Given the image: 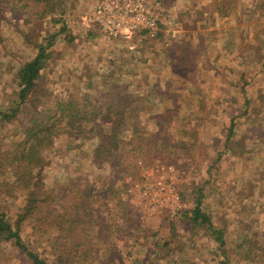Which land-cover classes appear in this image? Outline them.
Wrapping results in <instances>:
<instances>
[{"label":"rangeland","instance_id":"1","mask_svg":"<svg viewBox=\"0 0 264 264\" xmlns=\"http://www.w3.org/2000/svg\"><path fill=\"white\" fill-rule=\"evenodd\" d=\"M206 1L192 3L198 6ZM261 1L225 0L223 7L228 14L220 15L218 25L223 38L210 41L207 50L196 55L197 66L187 57L185 63L173 65L171 73L153 39L124 40L126 43L121 39L120 43V38L108 39L95 24L91 29L99 32L86 39L73 40L68 32L58 39L55 30L48 32L46 38H51L52 44L39 83L43 112L55 111L59 93L64 95L62 99L86 94L87 102L95 101L96 111L107 99L105 95L112 93L107 90L111 85L102 83L113 74L115 80L109 81L128 83L114 91L123 94L124 101L135 99L130 108L135 106L133 114L139 115L124 119L122 140L114 154L96 150L101 144L99 137H83L108 130L105 122L92 128L89 120L57 128L55 132L60 134L42 146L40 210L35 212L41 219L27 215L20 231L32 250L50 263L56 262L57 255L70 258L57 264H264V184L260 191L251 192L247 187L252 183L235 189L228 179L218 182L223 168L217 163L222 155L216 148L209 149L232 135L227 129L230 127L242 133L255 130L258 142L264 140V71L260 70L264 68V44L254 51L264 41L258 32L264 28V16H260L264 7H256ZM182 4L178 7L184 8ZM51 6L56 7V1ZM168 7L161 5L162 30L163 25L178 21L174 14L168 19ZM172 10L176 14L178 9ZM229 18L231 22L226 21ZM232 36L236 47L229 52ZM214 44L219 46L218 57L212 54ZM130 45L143 54L131 56ZM194 45L189 46L190 53ZM12 47V0H0V210L14 221L26 194L7 167L6 157L12 156V144L17 146L25 140L23 125H28L29 114L18 111L14 118L4 117L11 113L12 96L19 90L12 88ZM85 65L96 69L90 73ZM107 68L112 69L106 72ZM158 75L160 78L155 79ZM135 122L144 139L131 142ZM222 127L224 136L216 137L214 132L221 134ZM205 135L210 136V146L202 140ZM248 142V138L243 140ZM260 151L257 175L264 176V167L259 164L264 147ZM247 160L246 164L252 161ZM156 178H163L179 199L169 203L155 200L159 189L147 192L146 185ZM236 179L230 178L235 183ZM206 182H210V196L202 195ZM114 185L118 186L116 193L112 191ZM199 195L203 197L200 207L214 229L208 223L194 225L190 218ZM59 213H65L60 217L63 227L68 228L70 220H75L71 231L55 228L53 214ZM0 264L33 263L6 240L1 241Z\"/></svg>","mask_w":264,"mask_h":264},{"label":"crops","instance_id":"2","mask_svg":"<svg viewBox=\"0 0 264 264\" xmlns=\"http://www.w3.org/2000/svg\"><path fill=\"white\" fill-rule=\"evenodd\" d=\"M54 1H56V7H49L50 3ZM98 1L99 0H12V88H14L15 91L19 89L18 74L21 67L23 66V64L32 60L37 55V44L40 42V39L42 40L43 38L48 36L49 31L55 30V36H58V39L65 36V32H68L70 37L74 38L73 40H77V38L86 39L87 37L89 38V36H91L92 34H95V32H99V30L95 28L91 29V27H87L85 22V18L89 16ZM160 1L161 5H165L167 7L169 6L166 9L167 16L169 17L168 19L170 20V17L172 18V15L174 14L176 16L175 19L178 20L177 22H175L173 19L176 25H168L167 27L163 25L164 29L159 33V36L157 38L153 39V41L155 42L154 44L156 45L155 49L159 54H162V58L164 57V60H161L162 63L166 62V65L170 67V73L172 72L171 70L174 71L173 65L177 64L178 62L185 63L187 57L192 58L195 66H197L196 55L199 53L203 54L205 50H207L210 41L211 43H215V41L218 42L221 38H223V30L218 27V25L222 21V19L220 20L219 18L220 15L228 14V12H226L225 8L223 7V2L225 0H207L201 5L198 4V6H195V3H192V0ZM180 2L184 3V5H181L184 8L178 7V5L181 4ZM174 7L176 8V10L178 9L176 11L178 15H176L177 13H173L172 9ZM256 7H260V5L258 6V2ZM179 8L182 9L183 12H180L181 10ZM183 14L184 16H186V18L183 17ZM260 16L262 15L260 14ZM230 19L231 18L226 21L231 22ZM233 21L236 20L233 19ZM240 21L241 19L239 20L238 18V22ZM37 24H39V27H37ZM258 32L260 34L259 38L264 39V36H262L264 35V28L261 30L259 29ZM72 34H75L76 36H72ZM116 39L117 38H113L112 40ZM119 40V42L122 43L121 39ZM235 44L236 43L234 42V38L232 36V46H229V52L234 51L232 47L234 48ZM263 44L264 41H262L260 49ZM190 45H194L193 51L191 53L189 52ZM78 46L76 47V49L80 48V46ZM214 46L216 50L212 54L216 53L215 55H217L218 57L220 52L217 51V49L219 46H217V44H214ZM163 48L167 49V51ZM222 48L223 47H221V49ZM142 49L144 48H141V50ZM260 49L254 47V51ZM130 53L132 54L131 56L136 55L139 57L141 54H143V50L142 52L130 51ZM59 55H61V53H59ZM209 59L211 58L209 57ZM209 62H212V60H210ZM261 64L264 65V62H261ZM85 66L87 67L86 70L90 71V73L93 71V69H96L93 66ZM43 69L41 70V75L43 73ZM111 69L112 68H107L106 72H110ZM98 70L100 72L102 71L100 69ZM260 70L264 71V68H261ZM129 72L130 71H128L126 74L128 75ZM110 75L111 77L106 79L105 82L102 83V85H118L122 87L128 86V83L118 84L117 82L109 81L112 80V78L115 80L113 74ZM63 76L65 77L64 74ZM116 78L118 79L119 77ZM158 78H160L159 75L155 76V79ZM64 80L65 82H68V79L65 78ZM91 85L92 84L88 82V86ZM16 98V94H14V97L12 96V106L16 104ZM254 116L255 115H252L250 116V118ZM232 122L233 119L230 125L232 124ZM206 128L209 129L210 126H207ZM232 128L233 127L227 128L228 130L233 131L231 136L228 135L226 137H229L228 142L225 138L222 144H218L216 145V147L212 146L209 148H216L217 151H219L218 154L220 153V155H222L219 160L220 163L217 164H220L223 170L220 169L221 173L220 175H218L219 178H217L216 180L219 182L223 181V179H228L231 183V186H233L235 189L239 185L243 186L246 183H252L251 186L249 185V187H247V189L249 188L251 192L252 190L257 189L260 191V188L264 184V176L262 174L257 175V166L259 162L258 156L259 154H261L260 150L262 147H264L262 146L264 145V140L263 142H261V144L260 142H258V139L255 138L257 134L255 130L249 129L246 132L244 131L242 133L241 129L239 130V128H236L238 130H235ZM220 131L221 134H219L218 131L214 132L216 137L224 136L225 130L223 127L222 129H220ZM209 133L210 132H208L206 135H208ZM206 135L203 136L202 140L204 141V144H206V146H210V136ZM242 135L245 136L242 137ZM262 136L264 139V133ZM245 138H248V141L250 142L243 143V140ZM240 154H242V156L239 160L238 156H240ZM247 159H252V161L246 164V161H248ZM238 161H240V163H244V166L239 167L240 163H238ZM211 164L213 165V162ZM259 164L261 165V167H264V157L262 162ZM210 169L211 167L209 166L208 171ZM230 178H237L236 183L235 180H230ZM249 179L251 180V182ZM209 180H211V178L207 179V181ZM209 185L210 182H206L205 190L203 191V194L206 193V196L212 195V193H209L210 190H212L211 188H209ZM237 194L239 193H236V195Z\"/></svg>","mask_w":264,"mask_h":264},{"label":"trees","instance_id":"3","mask_svg":"<svg viewBox=\"0 0 264 264\" xmlns=\"http://www.w3.org/2000/svg\"><path fill=\"white\" fill-rule=\"evenodd\" d=\"M259 5L260 7H264V1H261ZM263 14L264 12L261 13L262 16H264ZM44 40L47 42L45 43ZM51 44V38L47 39L45 37L42 40L40 39V42L37 44V55L21 67L18 74L19 90L17 91L16 104L11 107L10 114L4 115L6 119H11L16 117L17 112L20 111L24 115L29 114V117L27 119L28 125H23L26 135L25 140L17 146L12 144V156L5 154L7 155L6 159H8L7 167L12 170V176L14 179L21 182L26 195L24 205L21 207V211L18 212L17 218L14 221L8 218L5 215V212L0 210V245L1 241L11 240L18 248L24 251L28 257H30L33 264H57L58 261L67 263L70 259L69 257L65 259L63 256L61 259V256L59 257V255H57L54 258L56 262H48L46 258L40 257L36 251L32 250L27 245L22 233L20 232L23 219H25L27 215L35 216V212L40 210V201H38V199L40 197L39 192L42 190L40 186L42 182L38 178H41L42 173V146L45 143L52 142L53 136L60 134L59 132H55L57 128L60 129V127L66 126L67 124L73 125V123L77 122V120H80V122L83 120H89L92 128L93 126H97V128H99V126L105 122V125L108 126V130H103V132L98 131V133L91 134V136L84 134L83 137H99L101 144L96 148V150H102L107 153L114 154L119 149L118 145L122 140L120 126L124 122V119L138 118L139 115L133 114L135 106L134 108L133 106L130 108V104L134 102L135 99L129 97L126 101H124L125 97L123 94H119L118 91L117 93L114 91L122 87L118 85H111L110 89H107L110 93H112L107 96L105 95V98L107 97V99H103L104 102L102 105L98 106L96 111H94L97 108L95 101L90 103L91 100H89L87 102L88 96H86V94L82 95L81 98H77V96L73 95L66 99H62L64 95L59 93L61 99L56 103L55 111L52 112L51 110H47L43 112L42 108L39 107L42 95V92L39 89V83L41 82V70L48 63V49ZM258 49H260V46ZM104 106H106L105 112L103 111ZM83 107H88L89 110L83 109ZM126 108H130V112H125ZM78 110H82V113L80 114ZM169 111L171 112L170 109ZM135 112L138 113L141 111ZM56 113H59L58 116ZM125 113H127V115ZM96 119L99 120L96 122ZM133 125L134 128L132 131L131 142L132 140L138 141L141 138L144 139L141 135V131L137 128L136 122ZM81 127L84 128V126ZM4 158L5 157H3V159ZM34 170L36 173H34ZM1 183L2 182L0 181V184ZM112 191L113 193L118 192V186L114 185ZM202 198L203 197L199 195L196 205L191 209L190 218L194 225L208 223V227L214 229L209 215L200 207L201 201L203 200ZM43 201L44 200H41V202ZM65 213L53 214V223L55 228L59 227L62 231H71L73 229L71 223L75 221L73 218L70 220L68 228L63 227L60 224V217H64ZM183 214L184 212L181 217ZM35 219L36 221H39L41 219L40 215L35 216ZM219 233L221 235L222 231L220 230ZM137 264L145 263L140 262Z\"/></svg>","mask_w":264,"mask_h":264},{"label":"built area","instance_id":"4","mask_svg":"<svg viewBox=\"0 0 264 264\" xmlns=\"http://www.w3.org/2000/svg\"><path fill=\"white\" fill-rule=\"evenodd\" d=\"M160 0H99L89 16L85 18L87 27L95 24L108 38H120L127 41L136 39H154L162 31V17ZM130 47L138 52L135 47ZM170 169H173L170 167ZM158 170V169H157ZM151 180V179H150ZM149 181V180H148ZM157 187L155 200L175 202L179 195L175 194L172 187L167 185L163 178H156L146 185L150 192ZM151 195V194H150ZM158 195V196H157Z\"/></svg>","mask_w":264,"mask_h":264}]
</instances>
